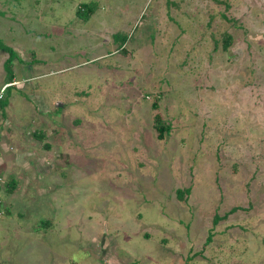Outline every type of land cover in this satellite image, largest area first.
I'll return each mask as SVG.
<instances>
[{
	"label": "rangeland",
	"instance_id": "rangeland-1",
	"mask_svg": "<svg viewBox=\"0 0 264 264\" xmlns=\"http://www.w3.org/2000/svg\"><path fill=\"white\" fill-rule=\"evenodd\" d=\"M216 2L0 0V138L37 153L0 264H264V0Z\"/></svg>",
	"mask_w": 264,
	"mask_h": 264
},
{
	"label": "trees",
	"instance_id": "trees-1",
	"mask_svg": "<svg viewBox=\"0 0 264 264\" xmlns=\"http://www.w3.org/2000/svg\"><path fill=\"white\" fill-rule=\"evenodd\" d=\"M217 2L216 3H218V4H221V5H223L222 4V0H216ZM94 10H95V7H94V4L93 3H91V4H85V5H82L81 7H79L78 9H77V13H78V15L80 16V15H86L87 17V19L90 17V15H92L93 13H94ZM224 17L226 18V19H228V20H231L232 21V19L233 18H231V17H227V16H225L224 15ZM222 39H223V44H222V48L224 49V50H228V48H229V46H230V44H231V42H232V35L230 34V33H226L225 35H224V37H222ZM0 48L1 49H3V50H5V51H8L9 52V55H8V57L6 58V60H5V62H4V64H5V66H7L8 65V69H10L9 67H10V64L12 63V59H13V57H14V51L10 48V47H8V46H6V45H4L1 41H0ZM13 73L11 72V71H9L8 72V81H7V83H11L12 82V79H13ZM153 106H154V108H157V104L156 103H154L153 104ZM153 126H154V128H155V130L157 131V138L158 139H163L164 138V135H165V133H168L169 131H170V126H169V124H167V122L166 121H164L163 120V118H162V116L159 114V113H156L155 115H154V119H153ZM36 133V135L35 136H37V139H39V140H41V139H43V135H42V133H40V134H38L37 135V132H35ZM47 146V147H49V145L48 144H43V146ZM10 179V180H9ZM5 180V179H4ZM4 182V183H3ZM1 183H3V184H5V188H4V192L5 193H8V194H12L13 192H14V190L16 189L15 187H16V179H15V177H12L11 176V178H7L5 181H0V188H1ZM1 205H2V200H1V198H0V213L2 212V209H1ZM237 206H233V207H231L227 212H225V214H223L222 216H219L217 213L216 214H214V217H213V224H216L218 221H220V220H223V219H226L227 218V216L229 215V214H231V213H233V212H235L236 210H237ZM211 236H212V233L210 232V234L208 235V237H207V242L208 241H210V239H211Z\"/></svg>",
	"mask_w": 264,
	"mask_h": 264
},
{
	"label": "crops",
	"instance_id": "crops-1",
	"mask_svg": "<svg viewBox=\"0 0 264 264\" xmlns=\"http://www.w3.org/2000/svg\"><path fill=\"white\" fill-rule=\"evenodd\" d=\"M20 75H14L13 79H12V86H17V85H22L24 84L26 81L24 78ZM7 84V82L4 84V86ZM3 86V87H4ZM25 102V101H24ZM8 126H15L13 123H9ZM18 132L20 133V128H18ZM9 131V130H7ZM1 134V132H0ZM22 134V133H21ZM35 139V138H34ZM22 142H24V139H21ZM13 143L12 141L8 138L7 135L3 136L2 138H0V171L3 170V172H0V181H4L5 177L7 175H10L11 170L13 169L14 166L17 167H23V165L26 166L27 170H31L30 168L33 167L31 165L28 164L29 161H27V155L28 153H33V154H37L35 153V151H30L29 149H23L22 150H14L13 148ZM26 157V158H25ZM38 162L40 165H42V167H45V156H42L40 158H38ZM39 167V166H38ZM42 167H39L40 170H42ZM38 168V169H39Z\"/></svg>",
	"mask_w": 264,
	"mask_h": 264
},
{
	"label": "clouds",
	"instance_id": "clouds-1",
	"mask_svg": "<svg viewBox=\"0 0 264 264\" xmlns=\"http://www.w3.org/2000/svg\"><path fill=\"white\" fill-rule=\"evenodd\" d=\"M7 84H9V85H7L5 88H4V90L7 88V87H9V86H11V85H13L12 83H7Z\"/></svg>",
	"mask_w": 264,
	"mask_h": 264
},
{
	"label": "built area",
	"instance_id": "built-area-1",
	"mask_svg": "<svg viewBox=\"0 0 264 264\" xmlns=\"http://www.w3.org/2000/svg\"><path fill=\"white\" fill-rule=\"evenodd\" d=\"M3 89H4V88H3ZM3 89H2V90H3ZM2 90H1V91H2ZM0 98H1V95H0Z\"/></svg>",
	"mask_w": 264,
	"mask_h": 264
}]
</instances>
